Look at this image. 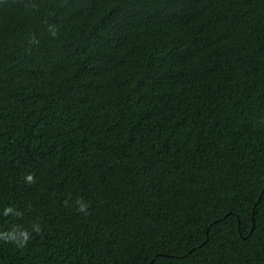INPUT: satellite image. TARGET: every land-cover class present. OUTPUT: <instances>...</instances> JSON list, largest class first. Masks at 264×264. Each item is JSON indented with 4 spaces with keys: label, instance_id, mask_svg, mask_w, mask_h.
<instances>
[{
    "label": "trees",
    "instance_id": "1",
    "mask_svg": "<svg viewBox=\"0 0 264 264\" xmlns=\"http://www.w3.org/2000/svg\"><path fill=\"white\" fill-rule=\"evenodd\" d=\"M0 264H264V0H0Z\"/></svg>",
    "mask_w": 264,
    "mask_h": 264
}]
</instances>
